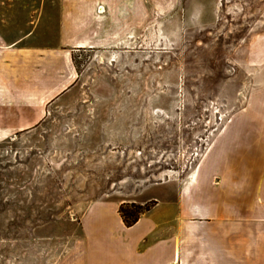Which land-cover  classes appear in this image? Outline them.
Wrapping results in <instances>:
<instances>
[{
	"label": "rangeland",
	"instance_id": "rangeland-1",
	"mask_svg": "<svg viewBox=\"0 0 264 264\" xmlns=\"http://www.w3.org/2000/svg\"><path fill=\"white\" fill-rule=\"evenodd\" d=\"M145 5L118 43L71 52L77 78L46 106L26 79L39 62L5 80L6 101L45 113L0 129V264H59L96 201L152 206L144 191L192 180L223 127L264 96V0Z\"/></svg>",
	"mask_w": 264,
	"mask_h": 264
},
{
	"label": "crops",
	"instance_id": "crops-1",
	"mask_svg": "<svg viewBox=\"0 0 264 264\" xmlns=\"http://www.w3.org/2000/svg\"><path fill=\"white\" fill-rule=\"evenodd\" d=\"M146 1L0 0V129L32 128L45 113L22 114L14 96L3 97L5 80H16L22 62L41 64L26 79H38L46 106L77 78L71 52L124 39L134 17L148 13ZM22 17L32 29L21 30ZM56 78L67 81L55 88ZM236 117L213 139L192 180L143 192L152 206L133 226L119 213L128 202L91 204L59 264H264V96Z\"/></svg>",
	"mask_w": 264,
	"mask_h": 264
},
{
	"label": "trees",
	"instance_id": "trees-1",
	"mask_svg": "<svg viewBox=\"0 0 264 264\" xmlns=\"http://www.w3.org/2000/svg\"><path fill=\"white\" fill-rule=\"evenodd\" d=\"M137 206L136 204L123 203L120 206L119 213L125 223L126 226H133L147 211L150 210L151 205H147L146 207Z\"/></svg>",
	"mask_w": 264,
	"mask_h": 264
}]
</instances>
